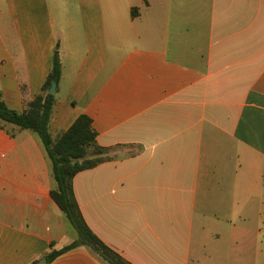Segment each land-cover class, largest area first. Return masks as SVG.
<instances>
[{
    "label": "crops",
    "instance_id": "1",
    "mask_svg": "<svg viewBox=\"0 0 264 264\" xmlns=\"http://www.w3.org/2000/svg\"><path fill=\"white\" fill-rule=\"evenodd\" d=\"M58 44L51 134L87 115L103 149L73 179L89 229L129 264H264V0H0L9 108L42 93ZM37 151L0 173V264H110L86 246L48 261L74 241L44 229L64 214Z\"/></svg>",
    "mask_w": 264,
    "mask_h": 264
},
{
    "label": "trees",
    "instance_id": "2",
    "mask_svg": "<svg viewBox=\"0 0 264 264\" xmlns=\"http://www.w3.org/2000/svg\"><path fill=\"white\" fill-rule=\"evenodd\" d=\"M61 76L62 62L58 44L52 56L51 70L42 93L28 103L24 112L9 108L0 96V127L11 136H14V132L6 128L7 124H12L21 130H30L40 137L51 160L53 176L56 180V187L51 190L50 195L78 235V239L71 244L59 250H52L47 257L48 261L78 246H86L110 264H129L89 229L75 199L74 177L102 161V158L97 157L103 149L97 146V132L93 120L87 115H81L66 132L56 138L51 134L50 122L57 99L49 90L54 82L59 84Z\"/></svg>",
    "mask_w": 264,
    "mask_h": 264
},
{
    "label": "rangeland",
    "instance_id": "3",
    "mask_svg": "<svg viewBox=\"0 0 264 264\" xmlns=\"http://www.w3.org/2000/svg\"><path fill=\"white\" fill-rule=\"evenodd\" d=\"M8 125H12V124H7L6 128ZM24 131L26 133H29L32 136L31 144H29L28 142L26 143L24 142L23 144L20 142L19 143L16 142V143H12L9 146V148H7V146H5L6 144H3V142H0V173H4L7 169H9L12 163H16V166H15L16 168L21 167L22 163L31 165L34 168L31 162V159H35L38 162L39 160L41 161V159L38 157L39 152L37 151V147H40L41 152H43L44 155H46V157L49 158L40 137L36 133L30 130H24ZM18 154H23V157H20V156L18 157ZM31 154L33 155V157L31 156ZM49 161L51 163L50 159ZM15 170L16 172L18 171V169H15ZM13 179H16V178H13ZM0 184H1V181H0ZM4 190L5 189L3 188V185L1 184L0 185V196L3 195ZM42 224L44 226V229L47 227L52 229L53 233L55 234V238L58 242H64L67 244V243H70L78 239L76 230L67 221V219L64 216L60 223L55 224L52 222V220H49Z\"/></svg>",
    "mask_w": 264,
    "mask_h": 264
},
{
    "label": "water",
    "instance_id": "4",
    "mask_svg": "<svg viewBox=\"0 0 264 264\" xmlns=\"http://www.w3.org/2000/svg\"><path fill=\"white\" fill-rule=\"evenodd\" d=\"M49 92H50V94H52V95H56V93H57V83H56V82H54V83L52 84V87H51V89L49 90ZM44 262H47V259H44Z\"/></svg>",
    "mask_w": 264,
    "mask_h": 264
}]
</instances>
